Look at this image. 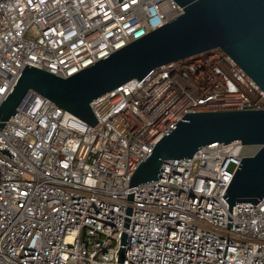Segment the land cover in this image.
<instances>
[{"label": "built area", "instance_id": "1", "mask_svg": "<svg viewBox=\"0 0 264 264\" xmlns=\"http://www.w3.org/2000/svg\"><path fill=\"white\" fill-rule=\"evenodd\" d=\"M182 12L175 0H0V105L27 65L71 76ZM92 108L95 126L29 96L0 129V264H264V198L232 211L224 198L257 146L206 145L129 187L186 113L264 109L230 55L163 65Z\"/></svg>", "mask_w": 264, "mask_h": 264}, {"label": "water", "instance_id": "2", "mask_svg": "<svg viewBox=\"0 0 264 264\" xmlns=\"http://www.w3.org/2000/svg\"><path fill=\"white\" fill-rule=\"evenodd\" d=\"M175 1L183 8L179 16L71 76L27 65L0 105V129L29 96L32 102L38 95L95 126L99 121L92 103L97 98L163 65L215 48L264 89V0ZM236 141L258 148L242 159L224 198L230 211L238 204L257 205L264 198V109L186 113L135 170L129 187L158 180L170 160L192 158L206 145ZM126 239L124 234L123 244ZM119 256L123 262L124 248Z\"/></svg>", "mask_w": 264, "mask_h": 264}, {"label": "rangeland", "instance_id": "3", "mask_svg": "<svg viewBox=\"0 0 264 264\" xmlns=\"http://www.w3.org/2000/svg\"><path fill=\"white\" fill-rule=\"evenodd\" d=\"M246 147H247L248 150H252V149L256 148V146H250V145L246 146Z\"/></svg>", "mask_w": 264, "mask_h": 264}]
</instances>
